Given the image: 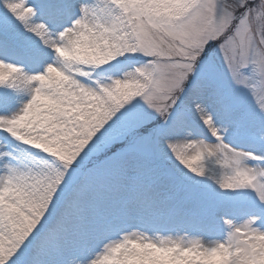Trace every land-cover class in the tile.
<instances>
[{
  "label": "snow or ice",
  "instance_id": "snow-or-ice-1",
  "mask_svg": "<svg viewBox=\"0 0 264 264\" xmlns=\"http://www.w3.org/2000/svg\"><path fill=\"white\" fill-rule=\"evenodd\" d=\"M0 264H264V0H0Z\"/></svg>",
  "mask_w": 264,
  "mask_h": 264
}]
</instances>
